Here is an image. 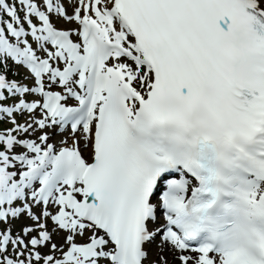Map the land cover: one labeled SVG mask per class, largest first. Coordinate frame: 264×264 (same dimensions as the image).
<instances>
[{"label": "snow or ice", "instance_id": "1", "mask_svg": "<svg viewBox=\"0 0 264 264\" xmlns=\"http://www.w3.org/2000/svg\"><path fill=\"white\" fill-rule=\"evenodd\" d=\"M0 224V264H264V0H0Z\"/></svg>", "mask_w": 264, "mask_h": 264}]
</instances>
